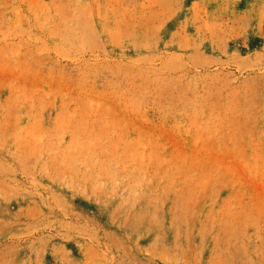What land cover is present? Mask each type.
<instances>
[{
    "label": "rangeland",
    "instance_id": "obj_1",
    "mask_svg": "<svg viewBox=\"0 0 264 264\" xmlns=\"http://www.w3.org/2000/svg\"><path fill=\"white\" fill-rule=\"evenodd\" d=\"M0 264H264V0H0Z\"/></svg>",
    "mask_w": 264,
    "mask_h": 264
}]
</instances>
